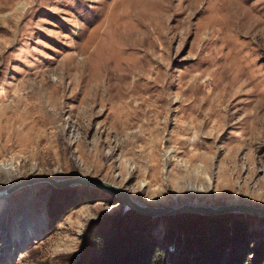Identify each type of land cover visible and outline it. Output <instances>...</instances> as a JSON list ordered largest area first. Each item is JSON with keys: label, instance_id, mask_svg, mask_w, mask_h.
Returning <instances> with one entry per match:
<instances>
[{"label": "rangeland", "instance_id": "1", "mask_svg": "<svg viewBox=\"0 0 264 264\" xmlns=\"http://www.w3.org/2000/svg\"><path fill=\"white\" fill-rule=\"evenodd\" d=\"M72 177L151 207L264 210V0H0V191ZM6 201L0 264H89L128 217L172 257L201 233L221 264L241 261L219 229L207 237L214 218L244 222L255 257L264 240V218H154L88 186L35 183ZM6 232L24 245L3 250Z\"/></svg>", "mask_w": 264, "mask_h": 264}, {"label": "trees", "instance_id": "2", "mask_svg": "<svg viewBox=\"0 0 264 264\" xmlns=\"http://www.w3.org/2000/svg\"><path fill=\"white\" fill-rule=\"evenodd\" d=\"M65 212L63 215L67 214ZM126 217V216H125ZM134 224H129L130 217L125 219V224H116L114 228L103 236H97L94 255L89 264H221L220 256L214 247H208L203 234L200 233L194 240L195 254L184 256V250L178 256H173L166 247L159 246L151 239L149 228L146 224H139V219L133 218ZM197 223L206 222L205 218L195 217ZM187 219H185V222ZM212 225L207 237L214 238L216 229H219L221 243L230 245L234 249L242 250L241 261L231 258V264H248L245 262L248 256L253 260L249 264H264V240H262L257 252V257L252 253H246L253 244L249 236L248 227L244 222H234L225 225L218 223V218L207 220ZM120 225L122 228H119ZM118 226V227H116ZM124 226V227H123ZM219 242V241H218ZM193 243L188 240V245ZM207 248V249H206ZM188 251H191L188 249ZM255 257V258H254Z\"/></svg>", "mask_w": 264, "mask_h": 264}, {"label": "water", "instance_id": "3", "mask_svg": "<svg viewBox=\"0 0 264 264\" xmlns=\"http://www.w3.org/2000/svg\"><path fill=\"white\" fill-rule=\"evenodd\" d=\"M49 183L53 184L55 188H71L75 186H88L91 188H97L101 191L108 192L114 195L121 204L124 205L125 210H132L136 213H139L144 216L150 217H162V216H172L177 214H196L202 216L208 215H220L225 213H243L249 214L253 216H257L259 218H264V210L253 208L248 205H239L237 209H224V207H213L207 206L200 208H194L193 205H181L180 207H173V206H164V207H157L152 208L150 206L145 205H138L131 201L129 195L125 192L118 190L116 187L111 186L107 183L101 182L99 180L89 179L86 177H72L63 179L62 181H54L52 179H41L35 181H26V182H17L14 184V189H18L21 187L33 185L35 183ZM61 183V184H60ZM6 194V191H0V196Z\"/></svg>", "mask_w": 264, "mask_h": 264}, {"label": "bare ground", "instance_id": "4", "mask_svg": "<svg viewBox=\"0 0 264 264\" xmlns=\"http://www.w3.org/2000/svg\"><path fill=\"white\" fill-rule=\"evenodd\" d=\"M55 181V180H54ZM62 181V180H61ZM20 182V181H19ZM42 184H48V185H51V184H49V183H40V185H42ZM61 184V183H60ZM33 185H35V184H33ZM33 185H29V186H25V187H21V188H18V189H14V184L13 185H11V186H9V188L7 187L6 189H4V190H1V191H6V194H4V195H1L0 196V208H4V207H8V206H10L11 204L13 205V203H10V202H8V201H6V199H8L10 196H12L15 192H17V191H19V190H21V189H23V188H27V187H31V186H33ZM53 185V184H52ZM54 187V186H53ZM121 191V190H120ZM129 197H130V199H131V201L132 202H134V203H136V204H138V205H145V204H142V203H139L138 201H136V200H134L130 195H129ZM1 200H3V201H1ZM12 205L10 206L11 208H12ZM123 205V204H122ZM181 205H193V206H195L194 208H200L201 206H203V207H207V206H204V205H201V204H197V203H191V204H175V205H171V206H173V207H180ZM124 206V205H123ZM145 206H147V205H145ZM166 206H168V205H166ZM238 206H239V204H230V205H225V206H219V207H224V209H237L238 208ZM9 207V208H10ZM151 207V206H150ZM157 207H164V206H156V207H152V208H157ZM210 207H212V206H210ZM216 207V206H215ZM214 206H213V209L215 208ZM155 218V217H154ZM159 218V217H158ZM37 219H38V221H37V223L35 224V228L34 227H29L28 228V230L29 231H31V232H33V233H35L36 232V228L37 227H39L40 226V224H41V216L40 215H38L37 216ZM1 221V220H0ZM40 228V227H39ZM6 235H7V237L5 238L6 240H5V243H4V245H3V250L5 249V248H7V249H9L10 248V246H9V243H10V245H13V246H17V244H19V243H23V242H25L24 241V233H19L18 232V234H16L17 236H15L14 234H12L11 232H6L5 233ZM24 234V235H23ZM27 236V235H26ZM22 245H24V243L22 244ZM21 245V246H22Z\"/></svg>", "mask_w": 264, "mask_h": 264}]
</instances>
